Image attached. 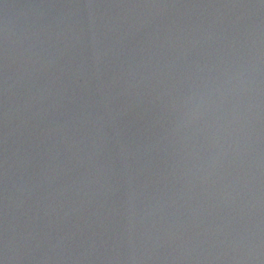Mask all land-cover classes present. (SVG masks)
<instances>
[{"label": "water", "instance_id": "water-1", "mask_svg": "<svg viewBox=\"0 0 264 264\" xmlns=\"http://www.w3.org/2000/svg\"><path fill=\"white\" fill-rule=\"evenodd\" d=\"M0 264H264V0H0Z\"/></svg>", "mask_w": 264, "mask_h": 264}]
</instances>
